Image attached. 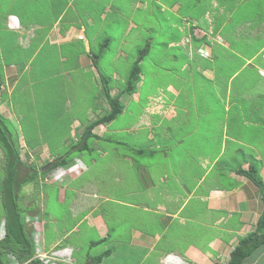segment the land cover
I'll return each mask as SVG.
<instances>
[{"label": "rangeland", "instance_id": "obj_1", "mask_svg": "<svg viewBox=\"0 0 264 264\" xmlns=\"http://www.w3.org/2000/svg\"><path fill=\"white\" fill-rule=\"evenodd\" d=\"M59 13L62 17L51 27ZM9 14L18 15L23 24L46 23V27L35 30L38 24L32 28L21 25L20 29ZM5 26L15 27L19 33ZM51 28V38H44ZM75 29L79 37L81 32V39L57 44L63 41L59 35L72 34ZM27 36L35 38L30 47L23 48ZM85 40L87 57L95 60L89 67L76 61L77 56L87 54ZM199 47L206 52H197ZM263 52L264 0H0V115L25 165L19 174L26 175L19 203L21 215L30 217L28 233L34 250L42 251L39 242L48 249L59 246L69 236L68 240L79 249L70 256L76 264H92V259L102 254L108 234H100L90 220L79 221L81 213L91 212L92 202H98L96 193L87 191L89 186L71 181L85 171L89 181L106 175L108 189L116 191V197L101 205L102 213H92L106 218L110 237L128 240L134 227L151 235L165 231L158 207L171 203L165 200L163 191L169 199L181 201L183 195L177 190L174 174L179 170L185 176L186 168L183 159L174 164L183 150L194 148L190 145L191 134L184 137L183 143L172 144L169 134L176 119L172 122L163 117L167 109L182 121L186 113L200 115V124L205 127L204 133L199 129L205 144L202 147H207L205 155L213 156L224 147L221 157H229L228 168L233 171L241 160L254 163L253 151L246 147H258L263 152ZM140 56L135 94L121 93L122 112L107 124L106 132V124L95 125L92 131L97 137L86 139L89 147L79 151L77 143L82 142L83 130L109 109L104 90L108 86L111 95L123 90ZM18 63H22L18 65L22 72L6 81L4 72ZM172 131L180 139V133ZM95 147L107 149L105 156L101 157ZM56 156L71 161L70 165L49 170V159ZM198 162L187 168L192 171L184 185L196 197L192 202L202 204L205 189L202 184L195 185L199 176L213 185L227 180L218 175V160L209 169L208 161ZM4 163L0 149L2 183ZM164 166L170 171H163ZM31 168L37 171L34 180L28 176ZM55 171L60 174L57 178ZM146 173L151 175L154 186L146 180ZM162 173L164 181H160ZM54 182L64 191L57 189ZM128 190L140 193L126 196ZM87 199L90 200L85 205ZM28 205L35 209L27 211ZM1 209L0 205V216ZM228 221L237 223L233 214H229ZM188 228L192 232L189 223L180 230L170 226L166 236L171 232L169 238L184 249L187 243L181 244L185 241L182 232ZM23 242L12 235L3 241L0 262L7 261L6 252L23 251ZM260 248L264 249V245ZM260 248L247 260L256 256ZM58 251L47 252L48 264H61L63 258L58 257ZM153 253L140 264H158V254ZM257 264H264V259L259 258Z\"/></svg>", "mask_w": 264, "mask_h": 264}, {"label": "crops", "instance_id": "obj_2", "mask_svg": "<svg viewBox=\"0 0 264 264\" xmlns=\"http://www.w3.org/2000/svg\"><path fill=\"white\" fill-rule=\"evenodd\" d=\"M9 15L14 16L16 21H18L19 23V25L17 26L18 28H20L21 25L24 26L25 28L27 27L32 28L31 26L37 24L38 27H36L35 30L43 28V26L46 27L45 25L46 23L33 22L29 24L27 23L23 24L22 21L18 18V15L17 16L16 14H9ZM59 17H62L61 13H59L58 19L52 22L51 27L56 22H59ZM16 24L17 22L15 23V25ZM6 28L8 31L12 33L14 32L19 33L18 29L16 30L15 27L12 28L6 27ZM52 31L54 32L53 28H51L48 32H46L44 38L47 37L51 38L50 36L52 34ZM77 31L78 29H75V31L72 34H66L65 36H61L58 33L59 35L58 38L63 41L62 42L58 41V43L57 42L56 43L58 45H61L62 43L68 42L69 40L80 39L82 34L79 31V35H80L79 37ZM26 32L28 33L29 29H27ZM34 38L35 36L32 37L27 36V42L26 45L23 46V48L30 47V43L31 41H33ZM55 40L56 39L52 40L51 43L54 44ZM84 44L86 46L85 51H87V54L77 56L76 61L82 67L93 66L91 60L88 59L87 57L88 42L85 40ZM21 64L22 63L12 64L6 70L7 72L6 71L4 72L5 73L4 77L6 78V81H9L8 77L13 78L14 76H17L19 73L22 72V68L20 70V67H18V65ZM26 66L27 65H24L23 68L25 69ZM7 73L10 74L8 75ZM261 73L264 74V70L261 69ZM136 87L137 88L139 87V81L136 83ZM260 89L264 91V86L263 88ZM228 91L229 90H227V92ZM133 94L135 93L133 92ZM163 115H165L163 116L164 118H168L172 122L174 119L177 120V123H175L176 120H174L173 124L171 125L172 133L169 134L170 136L169 139L172 140V144L176 145L179 143H183L184 137L190 136L191 134L193 135V139L190 142V145L191 147L192 146L194 147L193 151L188 150L189 152H187L183 150V153L179 155L180 160L176 158V162L174 164V165L178 164L183 159V165L186 168V172H185L186 177L179 170L177 172H175L174 170L175 172L174 178L178 183L177 190L181 192L183 195L181 201L177 203L176 202L177 199L175 198L169 199V195H167V193L163 191L162 195L164 196L165 200H168L171 203V204L161 205L160 207H158L159 210L157 209L161 214L163 213V216L159 220L162 223V226H164L165 231L163 230L159 234L151 235L148 234V232H144L143 230L134 227L130 231V238L128 240L118 237H110L109 236L110 229L106 226L107 225L106 218H101L100 216L98 217L96 215H93L95 214L93 213V211L95 210L102 213L104 210H102L101 205L107 203L110 197L113 198L116 197V191L115 190L112 191L111 188L108 189L107 187L106 184L107 182L105 181L106 175L102 176V178L99 177V179L97 178V179H93V181L91 180L89 181L87 180V177H85L83 174L86 172L85 171L81 173L79 177H76L75 179L71 180L73 181V183L75 181H79L78 183H76L78 185L80 184L79 186H84V187L89 186L86 188L87 191L89 193L95 192L97 196L96 199L98 200V202L96 201L92 202L93 203V205H91L92 211L86 214H83L82 212L81 213L82 218H80L79 220V221L90 220L92 226H94L95 228L97 227V230L99 231L100 234H106V235L108 234V236L105 238L107 241L105 240L104 242L105 245L103 252L104 250H108L109 253L102 258L101 262H98L96 264H140L145 256L151 255L153 252L154 255L158 254L157 256L158 264H227L229 259V253L231 249L237 244L238 239L241 236L245 235L247 232L253 230L256 225V221L262 209L260 191L258 187L250 179H248L244 174L240 173L239 171L246 170L250 165L252 166L253 164V168L255 169L257 168V172L264 182V147L261 148L263 149V152H261L259 150L260 148L258 147H246L253 151L252 159L255 161L254 162L255 164L244 159L238 162L236 167L237 170L233 171L230 168H228L230 164L229 157L226 156L225 159H222L221 157L222 154L220 153H222L224 147H220L219 152L213 156L209 157L205 155L206 154L205 151L207 147H202L205 144L201 139L199 133L200 130L201 133H204L202 132V129L204 130L205 127L200 124L201 117L199 114L191 115L189 113H186L184 115L186 117L185 121H182L181 118H176L177 114H173L170 111V109H167ZM108 123L109 122L104 123L106 125L103 131L105 132L108 129L107 126ZM131 128L133 129V131L135 130L133 127H130L128 129L130 130ZM190 128L191 130H189ZM173 129H175L178 133H180V139L178 135L174 136V133L172 131ZM151 131H150V138L152 137ZM92 133L95 134V132L93 131ZM196 133L198 135H195ZM154 137L155 135L153 136V139ZM200 139L202 142L200 141ZM261 144L262 146H264V137ZM95 149L98 152H100L101 157H104L105 154L107 153V149L105 148H103V150H98L95 147ZM76 157L79 156H75L74 158ZM56 158H58V156H56L55 158L51 157V159L49 160L53 161ZM125 159L130 160L128 157H126ZM199 160H204V162L208 161V167H207L208 169L212 165L214 167V164L218 160L221 163V165L217 166L218 175H220L222 179L227 180V182L220 180L216 181L215 184L213 185L206 183L204 180H202L203 177L202 175L199 176L197 178V183L195 185L196 187H198V184H202L203 189H205V193L202 195V198L203 200H205V203L202 204L201 202H196V203L192 202V200L196 197L194 193L189 191V187L184 185V183H186L188 179L190 180V177L187 175L191 174L192 171V170H188L187 168L193 167L192 163H194L195 165H199L198 162ZM180 165L177 169L180 168ZM110 166L112 167V165ZM88 170L89 168L87 167V171ZM162 170L164 171L169 169L166 166H164ZM163 174L164 173L160 175V179H161L160 181L166 180ZM145 175L147 178L146 180L149 182V184L151 186H154L152 183L151 175H148L147 173ZM180 179L183 182L180 183L179 182ZM140 181L144 182L142 176H140ZM54 185L57 187V189L61 190V188L57 186L55 182ZM137 193L139 194L140 192L138 190H128L126 191L125 195L129 196ZM61 199L62 197L60 198V200ZM88 200L90 199H87L85 205L88 204L87 203ZM0 204H1V200H0ZM144 208L147 209L146 207ZM229 214H233V217L236 218L237 223L239 224L237 223L232 224L230 221H228ZM3 220L4 217L3 215H1L0 226ZM174 222H176L177 224L175 225ZM186 223L191 224L193 228H192V232H190L189 228L187 230H183L182 233L185 237V241H183L181 244L187 243V246L184 249H182V246L180 247L179 244H175L172 238H169L170 234L172 233L169 232V234L166 236V232H168L170 226L171 227L176 226L180 230L182 227H184V225H186ZM196 229H200L201 231L198 232ZM194 233H198V234L194 236ZM65 238L66 239H63L61 242L58 243L59 246L52 245L48 249H45V245L42 244V242H39L40 244L39 246L42 250L48 251L53 248L61 249V245H62L63 248L59 251L60 253L70 255L72 252L74 253V255L77 254V251L79 249L75 247L74 244L75 242H71V240H68L69 236H66ZM160 240H163L161 245H159ZM67 248L70 249V251L66 250ZM260 249L261 250L256 254V256H254L250 260H247L248 259L247 257L244 260L243 264H255V260L259 262V258L264 259V249L262 248ZM87 262H91V261L87 260ZM0 264H4V263L1 261ZM5 264H8V258L7 261H5Z\"/></svg>", "mask_w": 264, "mask_h": 264}, {"label": "trees", "instance_id": "obj_3", "mask_svg": "<svg viewBox=\"0 0 264 264\" xmlns=\"http://www.w3.org/2000/svg\"><path fill=\"white\" fill-rule=\"evenodd\" d=\"M141 56L136 59L134 64L129 71L126 79V85L123 90L118 91L115 95H111L108 88L104 90L105 97L108 103V111L102 114L100 117L91 121L86 128L83 130L81 135L82 142H76L79 151L83 150L87 145L86 139L89 137H97L96 134L92 133V128L97 124H104L106 122H110L114 117H116L123 110V103L120 100V95L123 92L127 94L133 93L135 90L136 83L139 80V61ZM92 64H95V60L91 59ZM3 118L0 115V149L4 154L5 163H4V173L5 181L0 182V197H1V208L4 217V228L5 234L2 239H0V244L9 240L10 236L16 237V239L20 242V240H24L23 244H25L23 251L13 252L19 261L26 260L27 258L32 256L33 245L32 241L29 237L28 233V224L25 222L24 217L22 216V208L19 203V193L22 186V181L26 177L20 176L22 167L25 165L19 160L18 150L16 148L15 143L13 142V135L5 125ZM61 162V163H60ZM68 161L64 158L58 157L53 161H50L47 165L49 168H53L60 164H65ZM32 173H28L29 178L34 180L37 176V171L34 168H31ZM42 172H46L42 171ZM240 173L244 174L248 179H250L259 189L262 209L256 221V225L253 230L247 232L245 235L241 236L238 239L237 244L231 249L229 253V259L227 264H243L244 260L251 255V253L264 245V182L257 170L253 168V165L249 166L246 170H240ZM23 179V180H22ZM27 211L35 209L34 206H26ZM44 212L42 209L41 213ZM26 213V212H25ZM45 215V214H44ZM13 224V228L11 226ZM27 235V236H26ZM6 240V241H5ZM106 240V239H105ZM109 253L108 250H104L101 255H97L92 260V264H96L101 262V259ZM25 264H40L36 259H31Z\"/></svg>", "mask_w": 264, "mask_h": 264}, {"label": "clouds", "instance_id": "obj_4", "mask_svg": "<svg viewBox=\"0 0 264 264\" xmlns=\"http://www.w3.org/2000/svg\"><path fill=\"white\" fill-rule=\"evenodd\" d=\"M80 39H81V37H80ZM200 48V47H199ZM198 49V48H197ZM197 49H196V51H197ZM201 49H203L202 47H201ZM204 50V49H203ZM198 52V51H197ZM264 53V52H263ZM263 53H262V57L264 58V56H263ZM81 162L83 163V161L81 160ZM69 163V162H68ZM70 163H71V161H70ZM70 163L69 164H67V163H65V164H61V165H57L58 167H61V166H65V165H70ZM72 164H73V162H72ZM82 165H85L84 163L82 164ZM48 166V165H47ZM57 166H55V167H53V168H50L49 170H56L55 168L57 167ZM73 166V165H72ZM61 171V170H60ZM64 172H66V171H64ZM59 176H60V174H59ZM61 176H62V171H61ZM61 178V177H60ZM29 219H30V217L26 214L25 215V217H24V220H25V222L29 225L30 224V222H29ZM39 219H37V221H38ZM40 224H41V222H39ZM42 225V224H41ZM4 234H5V228H4V220L2 221V224H1V226H0V239H2L3 237H4ZM30 239H32L31 237H30ZM32 241V240H31ZM63 247H62V245H61V249H62ZM60 248H57V249H50V250H48V251H45V250H42L41 252H39V253H44L45 255H46V257H47V252L48 253H52V254H54V252H55V250H61ZM57 252V254L58 255H60V256H58V257H62L63 258V260H60L61 261V264H76L75 263V261L73 262V260L71 259V254L70 255H66V254H64V253H60V252ZM7 254H6V256H7V258H8V264H17V263H15L14 262V260L15 261H18V262H21V261H19L18 260V258H17V256L16 255H14L13 253H9V252H6ZM72 253V252H71ZM56 254V253H55ZM12 257V258H11ZM14 259V260H13ZM31 259H36L40 264H48L50 261H48V262H46V263H44V262H42L40 259H39V257L37 256V252L34 250V247H33V252H32V256L31 257H29V258H27L26 259V261H30ZM57 262V261H56ZM57 264H59L58 262H57Z\"/></svg>", "mask_w": 264, "mask_h": 264}, {"label": "built area", "instance_id": "obj_5", "mask_svg": "<svg viewBox=\"0 0 264 264\" xmlns=\"http://www.w3.org/2000/svg\"><path fill=\"white\" fill-rule=\"evenodd\" d=\"M197 51H198L200 54H202L205 50H203V49H201V48H198ZM205 52H206V51H205ZM263 56H264V53H263ZM54 176L57 178V177L59 176V174L56 173V171H55ZM37 256L39 257V259H40L42 262H44V263L47 262V261H46V255H45L44 253H39V252H37ZM11 258H12V257H11Z\"/></svg>", "mask_w": 264, "mask_h": 264}, {"label": "bare ground", "instance_id": "obj_6", "mask_svg": "<svg viewBox=\"0 0 264 264\" xmlns=\"http://www.w3.org/2000/svg\"><path fill=\"white\" fill-rule=\"evenodd\" d=\"M203 54V53H202Z\"/></svg>", "mask_w": 264, "mask_h": 264}]
</instances>
